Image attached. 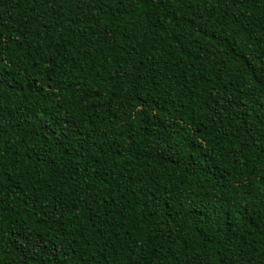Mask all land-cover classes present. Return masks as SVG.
<instances>
[{"label":"trees","instance_id":"16d2710c","mask_svg":"<svg viewBox=\"0 0 264 264\" xmlns=\"http://www.w3.org/2000/svg\"><path fill=\"white\" fill-rule=\"evenodd\" d=\"M0 264H264V0H0Z\"/></svg>","mask_w":264,"mask_h":264}]
</instances>
